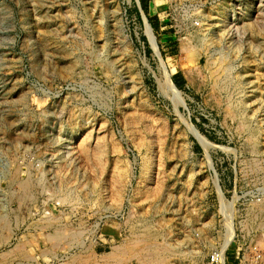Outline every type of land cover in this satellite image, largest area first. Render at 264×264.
<instances>
[{"label": "rangeland", "instance_id": "rangeland-1", "mask_svg": "<svg viewBox=\"0 0 264 264\" xmlns=\"http://www.w3.org/2000/svg\"><path fill=\"white\" fill-rule=\"evenodd\" d=\"M242 2L0 0V264H211L230 236L225 264H264V0Z\"/></svg>", "mask_w": 264, "mask_h": 264}, {"label": "bare ground", "instance_id": "bare-ground-1", "mask_svg": "<svg viewBox=\"0 0 264 264\" xmlns=\"http://www.w3.org/2000/svg\"><path fill=\"white\" fill-rule=\"evenodd\" d=\"M241 1H243L242 3H243V10L244 11H246V12H250L251 11V9H252V7H253V3L254 2H256L257 0H241ZM262 2V1H261ZM260 16V15H259ZM264 16V15H263ZM149 30V29H148ZM149 33V32H148ZM151 37V36H150ZM194 39V38H193ZM196 39V38H195ZM199 41V40H198ZM52 42H53V40H52ZM196 43V42H195ZM200 44V43H199ZM198 45V44H197ZM107 46V45H106ZM205 46V45H204ZM197 48L199 49L198 51H194L193 52V54H194V56H197V57H200L201 55H202V51H203V46L202 45H199V46H197ZM67 49V48H66ZM70 49V48H69ZM195 49V48H194ZM68 50V49H67ZM66 51V50H65ZM71 52V51H70ZM69 53V52H68ZM192 54V53H191ZM194 58V57H193ZM210 58L212 59L213 57L212 56H210L209 57V61H211L210 60ZM96 60V59H95ZM195 60V59H194ZM102 61V60H101ZM199 61V60H198ZM220 62V61H219ZM103 63L104 64H106V68H108V72H109V70L113 67L110 63H108L107 61H104L103 60ZM194 63V62H193ZM216 63V62H215ZM208 65H210V64H208ZM215 65V64H214ZM219 65V64H218ZM221 66V65H220ZM229 66V65H228ZM216 67V66H215ZM224 67V66H223ZM218 68V70L216 71V70H213V71H215V72H218L219 71V66L217 67ZM71 69V68H70ZM223 69V68H222ZM221 68H220V70H222ZM210 71V70H209ZM213 71H211V72H213ZM213 73L212 74V76L214 77V80L216 79L215 78V76L219 73ZM222 72H224V70L222 71ZM223 74V73H222ZM220 77V76H219ZM210 79V78H209ZM165 80V79H164ZM167 81V88H168V90L169 91H171V92H173V93H175L176 92V89H175V87L170 83V80L168 79V77H167V80H165V82ZM228 81V80H227ZM213 83H215V88H217L218 87V80H216L215 82H213ZM220 86H221V84H220ZM213 88H214V86H213ZM217 90V89H216ZM219 90H220V88H219ZM172 93V94H173ZM176 94H177V92H176ZM227 95V94H226ZM230 95V94H229ZM234 110V109H233ZM237 110V109H236ZM81 111V110H80ZM235 111V110H234ZM240 111V110H239ZM234 117V116H233ZM235 118V117H234ZM200 139V141L203 143V140H202V138H199ZM256 138L254 139V141L256 142ZM251 142V141H250ZM251 144V143H250ZM255 144V143H254ZM251 167V166H250ZM253 170V169H252ZM66 176V175H65ZM65 179V182H64V186H65V190H64V192H65V194L64 195H62V197H61V199L64 201V202H70L71 203V201H73V202H76V200L78 201V197L77 196H79V195H77V189L76 188H78L79 187V185H81V180H79L78 182H77V185L76 186H70V184H71V182L72 183H74V181H75V179L74 178H67V177H65L64 178ZM77 179V178H76ZM29 180V179H28ZM63 180V179H62ZM72 180H74V181H72ZM18 181V180H17ZM27 181V180H26ZM26 181H24L25 183H22L21 184V186H22V194L19 196V199L22 201V202H27V201H29L31 198H32V190H33V188L34 187H32V185H31V183H29V182H26ZM75 184V183H74ZM73 184V185H74ZM39 185V184H38ZM37 185V186H38ZM81 186H83V185H81ZM85 188V187H84ZM35 191V190H34ZM58 198V197H57ZM75 200V201H74ZM61 201V200H60ZM77 203V202H76ZM76 205V204H75ZM79 205V204H78ZM195 207V206H194ZM256 208V207H255ZM262 210V209H261ZM260 210V211H261ZM260 211H258V212H260ZM254 212V211H253ZM263 212H264V209H263ZM253 214V213H252ZM261 214V213H260ZM262 216V215H261ZM264 217V216H263ZM262 217V218H263ZM258 218V217H257ZM259 219V218H258ZM252 221V220H251ZM50 222V221H49ZM255 222V221H254ZM229 223V222H228ZM227 223V224H228ZM262 224V223H261ZM51 225V224H50ZM53 225V224H52ZM226 225V224H225ZM230 225V224H229ZM228 225V226H229ZM62 226V225H61ZM146 227V226H145ZM231 227V226H230ZM207 229V228H206ZM262 229V228H261ZM60 229H58L57 231H56V233L54 234V236H53V238L55 239V240H61V239H63L64 237V235H63V233H62V231L60 230ZM148 230H151V228L150 229H148ZM232 231V230H231ZM151 232V231H150ZM159 232V231H158ZM205 232V231H204ZM65 233V232H64ZM232 232H230V234H231ZM228 235V234H227ZM148 236L149 237H151L152 238V236L150 235V234H148ZM160 236V235H159ZM74 240L76 239H78L77 238V236L76 235H73V236H71ZM157 236H155V238H156ZM229 237V236H228ZM231 237V236H230ZM229 237V238H230ZM227 239V241L224 243V245L221 247V250H219V251H215L216 253V255L215 256H218V258L217 259H219V263L220 264H225V255H224V253H225V250L228 248V246L230 245V242H231V239ZM72 239V240H73ZM195 243V242H194ZM195 245H197V244H195ZM57 247V246H56ZM191 248V247H190ZM17 250V249H16ZM20 250V249H19ZM22 250V249H21ZM193 252V251H192ZM17 253V252H16ZM191 254V253H190ZM19 255V254H18ZM27 255V254H26ZM24 257V253H22V251L20 252V257ZM159 256V255H158ZM7 260V259H6Z\"/></svg>", "mask_w": 264, "mask_h": 264}, {"label": "built area", "instance_id": "built-area-1", "mask_svg": "<svg viewBox=\"0 0 264 264\" xmlns=\"http://www.w3.org/2000/svg\"><path fill=\"white\" fill-rule=\"evenodd\" d=\"M215 255H216V254H215ZM215 255H214V257H212L211 264H219V259H217L218 256H215Z\"/></svg>", "mask_w": 264, "mask_h": 264}]
</instances>
